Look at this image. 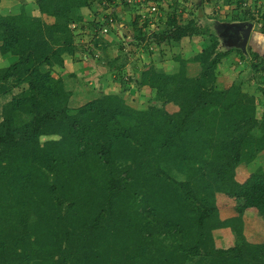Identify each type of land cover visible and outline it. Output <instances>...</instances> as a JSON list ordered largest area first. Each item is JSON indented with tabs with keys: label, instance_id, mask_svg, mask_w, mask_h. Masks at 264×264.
<instances>
[{
	"label": "trees",
	"instance_id": "obj_1",
	"mask_svg": "<svg viewBox=\"0 0 264 264\" xmlns=\"http://www.w3.org/2000/svg\"><path fill=\"white\" fill-rule=\"evenodd\" d=\"M82 2L90 4L36 0L42 17L0 14V49L17 56L0 67V96L22 88L0 121V264H264V242L249 241L243 223L248 207L264 219V171L236 179L241 163L264 153V120L254 95L217 84L219 63L246 52L219 51L217 36L193 21L175 25L170 40L208 37L194 57L199 75L148 69L131 78L178 109L136 110L118 93L71 109L72 92L43 67L77 52L71 25ZM250 54L264 71V58ZM184 76L190 89L178 101ZM29 158L26 172L16 169ZM219 192L237 200V215L222 219ZM224 227L235 235L227 248L214 234Z\"/></svg>",
	"mask_w": 264,
	"mask_h": 264
},
{
	"label": "rangeland",
	"instance_id": "obj_2",
	"mask_svg": "<svg viewBox=\"0 0 264 264\" xmlns=\"http://www.w3.org/2000/svg\"><path fill=\"white\" fill-rule=\"evenodd\" d=\"M87 1L90 4L82 2L83 5L77 7L81 20L72 28L74 41L78 47L77 52L73 55H65L62 66L43 67L52 71L55 77H61L66 89L72 92L69 99L71 109H77L102 94L118 93L129 108L143 110L150 106H158L174 112L178 109L177 104L174 102L164 104V100L156 96V88L147 85L140 87L131 77L141 76V73L148 69L171 74L183 68L187 71L188 77L199 75L201 66L194 57L210 43L208 37L201 31L178 41L170 40L168 36L175 32V25L184 26L193 21L200 29H208L217 36L219 51L229 50L231 46L239 47L237 44L240 37L236 30L245 21L252 20L254 29L262 32L260 22L263 23L264 0H164L161 1L159 11L155 14L148 12L149 2L145 0ZM246 9L254 12V19L243 20L239 17L243 16ZM0 14L43 16L36 0H0ZM144 15L146 17L142 20ZM108 17H113L115 22L110 32L104 33L101 27ZM46 20L52 21V18ZM113 29L116 31L112 32ZM90 46L91 49L94 46L98 48L95 55L89 52ZM243 51L246 52L244 58L233 51L219 63L217 84L221 88L239 85L242 86V92L254 95L255 114L262 121L264 106L258 103L257 99L264 95V71L255 70L253 64L256 58L247 51V46ZM16 61V55L3 53L0 49V67ZM187 76H184L182 90L177 94L178 101L187 99L190 88L187 84L185 87L183 85L188 82ZM21 91L22 88L18 87L14 88L13 94L1 93L0 121L5 103ZM156 129L143 128L140 134L157 136L159 130ZM50 138L57 136L43 137L42 141ZM22 156L23 154H19L16 157L22 158ZM29 166L30 158L16 169L26 172ZM261 167L264 168V158H260L259 154L251 162L241 163L236 169L237 181L241 182L242 179L245 181L255 170L262 171ZM217 205L222 217H227L231 213L237 215V200L225 193H217ZM256 236V238H264V228Z\"/></svg>",
	"mask_w": 264,
	"mask_h": 264
},
{
	"label": "crops",
	"instance_id": "obj_3",
	"mask_svg": "<svg viewBox=\"0 0 264 264\" xmlns=\"http://www.w3.org/2000/svg\"><path fill=\"white\" fill-rule=\"evenodd\" d=\"M92 26L93 25H91V27ZM114 31H116V29H113L112 32ZM228 46L230 47V45ZM231 48H237V46L236 47L231 46L229 49ZM247 51L251 53L258 52L259 55H261L264 58V32L257 31L256 29H254V26H253V30H252L249 42L247 44ZM235 52H238V51H235ZM257 102L261 103L262 106H264V95L260 97V99H257ZM263 156H264V153H261L259 155L260 158H264ZM261 168L264 171V168L263 167ZM240 181L244 182L243 179ZM228 216L232 217V216H235V214L231 213ZM228 216L222 217V214H221V217L223 219L229 218ZM243 220H244L243 222L244 223V233L247 239L251 242H264V238H256L257 237L256 235L258 234V232L262 230V228H264V219L259 214L258 209L255 207H248L243 214ZM214 234H215L216 245L218 247L227 248V247L234 245L235 235L230 227H224V228L217 229L215 230Z\"/></svg>",
	"mask_w": 264,
	"mask_h": 264
},
{
	"label": "built area",
	"instance_id": "obj_4",
	"mask_svg": "<svg viewBox=\"0 0 264 264\" xmlns=\"http://www.w3.org/2000/svg\"><path fill=\"white\" fill-rule=\"evenodd\" d=\"M145 1L149 2L148 12L155 14V13H157L159 11L161 1H164V0H145ZM104 4H106V3L104 2ZM145 17L146 16L144 15V17L142 18V20H144ZM114 22L115 21H114V18L113 17H108L106 19V22L102 25L101 30L104 33L110 32L111 27H112V25H113ZM262 22L263 23L260 22V25L262 24L261 27L264 26V20ZM75 26H76V23H72L71 27L74 28ZM91 46H93V45H91ZM91 46L89 47L88 50H89L90 53H93L95 55L96 54L95 51H98V48L94 46V47H92L93 49H91Z\"/></svg>",
	"mask_w": 264,
	"mask_h": 264
},
{
	"label": "water",
	"instance_id": "obj_5",
	"mask_svg": "<svg viewBox=\"0 0 264 264\" xmlns=\"http://www.w3.org/2000/svg\"><path fill=\"white\" fill-rule=\"evenodd\" d=\"M254 22L252 20L245 21L243 25L239 26L241 31L242 39L238 42V46L243 50L246 49V46L249 42L252 30H253Z\"/></svg>",
	"mask_w": 264,
	"mask_h": 264
},
{
	"label": "flooded vegetation",
	"instance_id": "obj_6",
	"mask_svg": "<svg viewBox=\"0 0 264 264\" xmlns=\"http://www.w3.org/2000/svg\"><path fill=\"white\" fill-rule=\"evenodd\" d=\"M236 33H237V35H239V37H240V40L242 39V36H241V31H240V29L239 28H237V30H236ZM239 40V41H240Z\"/></svg>",
	"mask_w": 264,
	"mask_h": 264
}]
</instances>
